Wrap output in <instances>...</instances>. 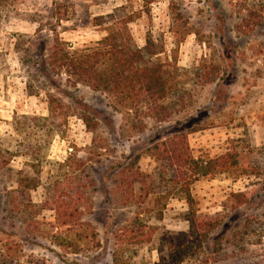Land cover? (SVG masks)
I'll list each match as a JSON object with an SVG mask.
<instances>
[{
  "label": "rangeland",
  "instance_id": "rangeland-1",
  "mask_svg": "<svg viewBox=\"0 0 264 264\" xmlns=\"http://www.w3.org/2000/svg\"><path fill=\"white\" fill-rule=\"evenodd\" d=\"M109 34L153 41L178 111L155 120L143 98L123 105L71 84L49 59L57 88L40 74L41 41L44 54L56 41L78 53ZM48 94L61 102L51 121ZM177 133L194 156L237 163L190 185L197 215L214 222L201 242L176 197L149 198L143 226L133 222L126 175L154 173L146 147ZM182 239L195 253L181 264H264V0H0V264H169Z\"/></svg>",
  "mask_w": 264,
  "mask_h": 264
},
{
  "label": "trees",
  "instance_id": "trees-1",
  "mask_svg": "<svg viewBox=\"0 0 264 264\" xmlns=\"http://www.w3.org/2000/svg\"><path fill=\"white\" fill-rule=\"evenodd\" d=\"M113 16V13H109L96 16L95 19L102 22ZM130 20L132 16H128L124 21ZM249 20L248 17L244 20V26L249 27ZM99 43L100 46L92 51L76 53L66 50L59 41H56L49 45L50 52L44 54L41 41L40 45L38 44L40 47L37 46L36 50L39 54L37 66L40 74L57 88L56 80L46 63V59H49L53 72L57 75L63 73L71 84L81 82L93 90L112 93L123 105L132 104L143 98L148 115L158 121L166 120L182 107L177 102L180 99L179 95H176L178 97L173 101L167 100L168 94L174 92L170 91L171 83L164 74L162 64L150 59L159 50L152 40L147 38L143 47H130L123 46L116 36L109 34ZM27 89L29 93L33 92L31 85H27ZM47 102L49 114L45 119L51 121L50 119L54 120L58 115L56 109L61 102L53 94H48ZM28 148L27 152L32 154L34 147L29 145ZM146 151L156 163L155 172L144 173L135 170L129 179L126 175L130 189L136 184L138 207L133 222L143 226L140 223V215L150 210L143 206L149 198H153V201H160L162 198L167 201L176 197L182 199L189 210L187 230L189 238L199 242L205 240L214 222L209 217L197 215L193 208L194 199L190 185L206 176L235 169L237 164L235 155L227 152L214 158L196 157L191 153L183 133L156 141L146 147ZM31 167H34V164H31ZM20 181L29 189L35 187L37 183L35 176H21ZM160 212L161 209H157L158 216ZM185 243L184 239L179 240V243H169L167 256L169 264H181L189 257L187 251L190 249ZM194 253L195 250H190V254Z\"/></svg>",
  "mask_w": 264,
  "mask_h": 264
}]
</instances>
